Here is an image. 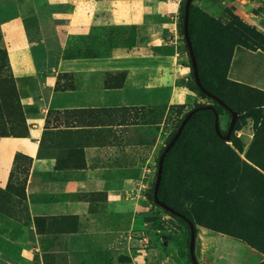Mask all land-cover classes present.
<instances>
[{"label": "crops", "instance_id": "obj_1", "mask_svg": "<svg viewBox=\"0 0 264 264\" xmlns=\"http://www.w3.org/2000/svg\"><path fill=\"white\" fill-rule=\"evenodd\" d=\"M181 1L72 0L58 40L50 24L60 8L34 0L22 12L26 70L14 82L29 132L0 137L9 148L0 152V184L13 155L31 159L24 187L30 224L0 216L5 241L40 256L47 249L113 257L131 251L140 209L131 187L148 176L149 152L132 142L143 114L179 98ZM98 26L100 34L86 35L84 45L71 36ZM61 75L70 76V86L60 87ZM227 76L264 93V49L235 46ZM51 113L59 117L50 120ZM51 138L53 150L44 147ZM43 147L52 154L42 155ZM36 217L45 219L36 226ZM208 237L214 264H264L263 254L236 239ZM4 257L26 264L3 253L0 264H8Z\"/></svg>", "mask_w": 264, "mask_h": 264}, {"label": "rangeland", "instance_id": "obj_2", "mask_svg": "<svg viewBox=\"0 0 264 264\" xmlns=\"http://www.w3.org/2000/svg\"><path fill=\"white\" fill-rule=\"evenodd\" d=\"M33 1L0 0V129L6 131L15 126L19 130L25 127L14 75L26 70L22 55L26 44L21 14L28 11ZM43 1L60 8L54 11L55 18L50 26L56 39L57 36L62 39L67 31V5L72 0ZM193 4L204 14L193 27L204 81L211 91L238 112V117L231 139L218 142L217 148L190 164L185 175L191 186L190 192L185 195L174 193L167 182L169 173L166 171L161 198L194 222L195 256L199 264H214L215 252L208 237L214 232L236 239L264 255V95L227 76L230 54L236 44L264 49V0H194ZM101 27L73 29L71 36L74 40L80 39L84 45L86 35L100 34ZM178 30L182 49L178 54L182 76L177 83L179 98L173 102L162 100L151 113L143 114L142 125L132 142L147 145L149 152L144 160L148 176L131 187L140 204L136 216L138 226L130 234L131 251L113 257L104 252L70 254L47 249L40 256L35 250L21 249L15 243L5 241L0 235V253L26 264H192L190 232L186 224L167 214L153 200L158 158L178 123L191 109L201 104L215 106L223 134L228 131L231 116L213 100L205 98L196 85L184 41L181 12ZM60 78L64 80L60 87L71 85L69 75ZM58 117L51 113L50 120ZM190 126L202 127L209 138L213 137L209 114L197 115ZM27 130L29 132L28 126ZM47 141H44V147L53 150L52 138L50 143ZM44 147L42 155L52 154L45 152ZM2 151H9V148L0 145ZM178 152L179 144L170 157ZM9 164L5 181L0 184V216L28 225L30 217L24 187L30 164L17 154L11 157ZM61 220L64 222L63 218ZM56 221L59 218L49 220L47 224L51 227ZM4 258L8 264H13L8 257Z\"/></svg>", "mask_w": 264, "mask_h": 264}, {"label": "trees", "instance_id": "obj_3", "mask_svg": "<svg viewBox=\"0 0 264 264\" xmlns=\"http://www.w3.org/2000/svg\"><path fill=\"white\" fill-rule=\"evenodd\" d=\"M193 1L194 0H192V3L190 5V12H189V36H190V39H191L193 52H194V55H195V58H196V61H197L199 80H200L202 86L207 91L211 92L212 94H214L217 97H219L220 99H222L233 111H236L223 98H221L216 93L211 91L207 87V85H206V83L204 81V78H203V75H202L201 69H200V64H199V54H198V51L196 50L195 43H194V37H193V27H194L195 24H198L201 21V19L203 18L204 14H203V12H202V10L200 8L196 7L193 4ZM185 2H186V0H182L181 1V10H180V12L182 13V16H184ZM237 45H240V46L246 47L248 49L254 50V49L249 48V47H247L245 45L236 44L235 46H237ZM255 49H258V48H255ZM232 53H233V49H232V52L230 54L229 64H230V61H231V58H232ZM229 64H228V67H227V72H228ZM241 85H243V84H241ZM244 86H246V85H244ZM246 87H248L249 89H252L253 91H256L257 93H260V94L264 95V93L261 90H258L256 88H253V87H250V86H246ZM198 89H199V87H198ZM201 94L205 98L212 100L211 98L206 96L202 91H201ZM215 103L218 104L217 102H215ZM218 105L220 106L221 109L226 110L220 104H218ZM209 106H211L212 109H209L208 108ZM195 108H199L198 111L187 122V124L184 127V129L182 130V133L179 136L178 140L176 141L174 146L169 150V152L165 156L164 163H163V173H162L161 184H160V187H159V190H158V197L163 202H164V200L161 198V192H162V186H163V181H164V176H165L166 171L169 173V180H167V182L169 183V185H170L171 189L173 190V192L178 194V195H185V194L189 193L190 190H191V186H190V184H189V182H188V180L186 179V176H185L190 164L194 160L199 158L200 156L208 153L209 151H213L215 148H217V143L218 142H225V140L223 141V139H221L220 137L217 136V134L215 132V129H214L215 113L218 114L217 108L215 106H212V105H209V104H201V105H199V106H197ZM199 114H209L210 123H211V129H212V133H213V137L212 138L208 137L207 133L205 132V130L202 127L190 126V124L193 121V119ZM182 119H181V121H182ZM181 121L178 123L177 127L175 128V130L172 133V135H171L170 139L168 140V142L172 139V137L176 133L177 128L179 127ZM22 124L25 127L22 128L21 130H19L17 128V126L9 129V131H6L5 129H0V137H10V136L23 137V136H26L28 134V130H27V125H26L25 120L22 121ZM168 142L165 145H167ZM178 144H179V152H178V154L170 157V154L172 153V151L174 150V148ZM163 149H162V151H163ZM17 157L26 158L29 161V164L31 163V159L29 157L23 156L21 154H17ZM168 157H169V159H168ZM158 160H159V158H158ZM169 206H171V205H169ZM172 208L175 209L174 207H172ZM176 211H178V210H176ZM165 212L167 214H169L170 216H172V217L179 218L178 216H176L173 213H170V212H167V211H165ZM180 213H182V212H180ZM182 214L185 215L184 213H182ZM185 216L187 218H189L187 215H185ZM41 219L43 220L45 218L44 217H41V218L40 217H36L35 218L36 226L38 225V222ZM179 219L184 224H186L187 228L189 229L187 223L182 218H179ZM193 224H194V222H193ZM195 230H196V228H195Z\"/></svg>", "mask_w": 264, "mask_h": 264}, {"label": "water", "instance_id": "obj_4", "mask_svg": "<svg viewBox=\"0 0 264 264\" xmlns=\"http://www.w3.org/2000/svg\"><path fill=\"white\" fill-rule=\"evenodd\" d=\"M192 3V0H186L185 2V8H184V16H183V35H184V40L189 52V57L191 61V66H192V71H193V76L194 80L196 82V85L199 87V89L209 98L223 106L231 115V120L229 123L228 131L226 134H222L220 131V126H219V115L215 113V121H214V129L218 137L221 139L228 141L230 139V135L232 133V130L234 128V124L236 122V119L238 117V112L233 111L222 99L217 97L216 95L212 94L211 92L207 91L201 84L199 80V73H198V67H197V61L193 52L192 48V43L191 39L189 36V12H190V5ZM209 109H212L211 106L208 107ZM199 108H193L190 111H188L185 116L183 117L179 127L177 128L176 133L172 137V139L168 142L167 145L164 146L163 151L161 152L158 160V166H157V174H156V179H155V184L153 188V200L157 206L162 208L163 210L173 213L179 218H182L188 225L189 227V232H190V238H189V256L192 264H199V262L196 259L195 256V241H196V230H195V225L193 222L187 218L185 215L182 213L176 211L173 209L171 206L166 204L165 202L161 201L158 197V190L161 184V179H162V173H163V163L165 156L169 152V150L174 146L176 141L178 140L179 136L182 133V130L186 126L187 122L190 120V118L198 111Z\"/></svg>", "mask_w": 264, "mask_h": 264}]
</instances>
